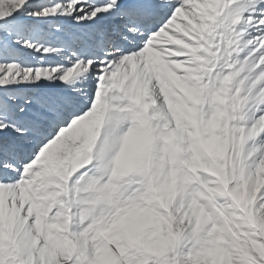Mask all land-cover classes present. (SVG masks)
I'll return each mask as SVG.
<instances>
[{"label": "snow or ice", "instance_id": "1", "mask_svg": "<svg viewBox=\"0 0 264 264\" xmlns=\"http://www.w3.org/2000/svg\"><path fill=\"white\" fill-rule=\"evenodd\" d=\"M0 264H264V0H0Z\"/></svg>", "mask_w": 264, "mask_h": 264}]
</instances>
